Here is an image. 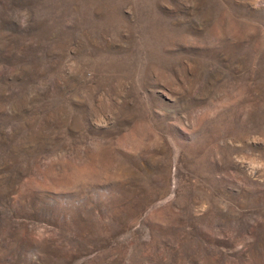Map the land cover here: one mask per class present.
I'll return each mask as SVG.
<instances>
[{"label": "rangeland", "instance_id": "rangeland-1", "mask_svg": "<svg viewBox=\"0 0 264 264\" xmlns=\"http://www.w3.org/2000/svg\"><path fill=\"white\" fill-rule=\"evenodd\" d=\"M0 264H264V0H0Z\"/></svg>", "mask_w": 264, "mask_h": 264}]
</instances>
